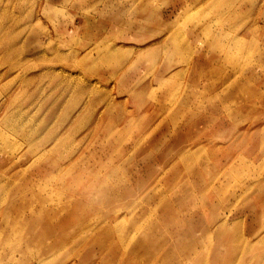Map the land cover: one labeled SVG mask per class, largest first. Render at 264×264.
Returning a JSON list of instances; mask_svg holds the SVG:
<instances>
[{"label": "rangeland", "instance_id": "obj_1", "mask_svg": "<svg viewBox=\"0 0 264 264\" xmlns=\"http://www.w3.org/2000/svg\"><path fill=\"white\" fill-rule=\"evenodd\" d=\"M0 264H264V0H0Z\"/></svg>", "mask_w": 264, "mask_h": 264}, {"label": "bare ground", "instance_id": "obj_2", "mask_svg": "<svg viewBox=\"0 0 264 264\" xmlns=\"http://www.w3.org/2000/svg\"><path fill=\"white\" fill-rule=\"evenodd\" d=\"M44 155V154H43ZM63 172V171H62ZM57 176V175H56ZM70 179V178H69ZM57 180V179H56ZM67 181V180H66ZM104 228H108V227H110L109 226V224L108 225H105V226H103Z\"/></svg>", "mask_w": 264, "mask_h": 264}]
</instances>
